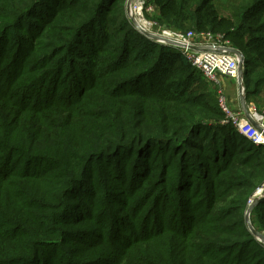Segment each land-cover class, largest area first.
<instances>
[{"label":"trees","instance_id":"trees-1","mask_svg":"<svg viewBox=\"0 0 264 264\" xmlns=\"http://www.w3.org/2000/svg\"><path fill=\"white\" fill-rule=\"evenodd\" d=\"M108 1L0 0V48L15 60L25 62L21 65L25 67L20 71L23 75L33 76L29 91L43 87L56 92L66 85L71 93L66 106L69 109L74 105L83 106V96L92 88L87 86L86 76L81 77L88 61L78 60H86V55L93 54L92 57L96 59L94 68L103 62L110 64L102 73L101 81L95 83V87L100 89L101 100L92 105L93 110L84 116L82 123L72 121L70 115L64 113L43 121L36 128L25 127L21 134L9 123L11 114L0 105V219L1 216H10L5 197L6 185L20 175L11 169L14 155L33 161L55 159L58 162L53 167L56 182H45V192L64 196L74 205L78 203L68 197L72 189L84 188L91 194L96 181L109 185L119 175L125 182L129 181L130 186H145L149 180L153 184H172L173 178L179 182L187 176L196 178L194 182L200 183L198 188L214 189L218 185L214 168H224L222 174L226 183L223 184V191L216 193L214 199L206 200L208 207L202 213L211 217V223L197 230L194 240L199 248L215 249L219 256L227 258V264L229 260L239 264L254 242L245 215L257 185L253 176L258 172L264 174V163L258 171H249L248 163L237 156L247 152L259 153L264 147L251 145L232 125L227 124L225 127L236 132L233 143L238 152L230 160L226 150L228 133L222 140L216 133L217 129L203 126L206 123L203 124V117H199L201 107L197 96L184 100L189 107L179 115L160 106L164 100L160 93H119L117 90L127 84L142 80L145 76H155L160 89L173 93L171 102L183 103L180 94L184 93L187 84H194L195 73L205 78L178 50L155 44L127 24L121 29L122 33H126L123 47L119 52L108 49L106 46L111 44V37L97 23L98 17L108 9ZM151 1L158 7L154 18L163 20L162 23L169 28L177 31L191 28L198 32H225L233 46L245 56L246 92L247 84L263 86L264 39L261 32L264 31V23L246 27L245 22L256 23L264 17V9L255 10L264 5V0H242L241 7L236 8L239 12L232 14L239 23H235L231 16L221 14L217 3L219 0H165L161 7L155 0ZM35 17H41L43 22L37 29L41 34L47 29L52 31V43L50 47L44 45L39 51L28 53L25 50L21 55L23 42L30 44L34 36L33 22H29L26 28L23 22ZM86 36L91 43L86 42ZM131 38L142 48L133 59L124 54L127 40ZM111 52L113 61L97 59L100 53ZM179 67L188 68L191 72L185 77L181 76ZM164 71L174 81L164 79ZM245 75L248 76L246 81ZM91 78L89 81H92ZM183 79L185 83L175 90L173 86ZM218 107L223 113L219 102ZM209 128L211 130L207 132ZM21 135L25 139H21ZM246 142L250 144L245 146ZM70 160L72 162L68 163ZM98 164L106 168L100 179L93 177V167ZM26 174L22 176L25 184L32 178ZM122 187L126 188L124 184ZM152 191L150 188L148 192ZM115 193L105 191L109 198ZM110 208L113 210V207ZM116 210L117 221L114 225L122 228L129 220L128 214L121 208ZM75 214L84 217L79 211ZM251 215H255L254 219L252 217L254 228L263 232L264 202L257 204ZM9 224L2 221L0 228L14 226ZM37 242L34 246H40L42 240L38 238ZM5 260L9 259L4 258L0 262Z\"/></svg>","mask_w":264,"mask_h":264},{"label":"rangeland","instance_id":"rangeland-1","mask_svg":"<svg viewBox=\"0 0 264 264\" xmlns=\"http://www.w3.org/2000/svg\"><path fill=\"white\" fill-rule=\"evenodd\" d=\"M126 1L109 0L108 9L98 17L97 22L111 37V44L106 47L117 49V52L123 47L126 35L121 29L125 28V24L130 25L126 18ZM155 1L161 7L165 0ZM241 1L219 0L217 3L222 15L231 16L234 19L232 14L239 12L236 8L241 7ZM262 9L264 5L255 8V10ZM35 14L39 13L35 12ZM46 17L50 16L46 15ZM27 19L23 22L24 28L32 21L34 36L30 44L23 42L21 55L25 50H28V53L39 51L44 45L50 47L52 43L51 30L47 29L44 34L37 30L40 25H43L41 17ZM154 20L160 26L163 24L164 27H168L166 23H162L163 20L159 21L157 18ZM234 21L239 23L236 19ZM262 23H264V17L256 23L247 21L245 26H260ZM183 31L198 32L191 28ZM217 31L226 36L225 32ZM261 36L264 39V31L261 32ZM226 38L233 45L231 38L227 36ZM87 39L86 36V42L91 43ZM141 49L140 43L131 38L127 40L124 54L127 58L133 59ZM92 56L94 55L89 54L85 56L86 60H78L88 61L85 73L82 72L81 77L86 76L87 86L92 89H88L84 94L83 106L74 105L69 109L66 104H68L67 97H70L71 93L66 85L61 86L56 92L43 87L29 91L28 87L33 82V76L23 75L22 70L20 71L25 67L21 66L24 61L15 60L10 53L2 52L0 48V105H3L6 112L11 114L9 123L12 127L23 134L25 127L36 128L41 126L43 121L64 113L69 114L72 121L82 123L84 116L93 110L92 105L101 100L100 89L95 87V83L101 81L102 73L110 65L103 62L101 65L98 63L99 66L94 68L96 59ZM98 57L97 59L113 61L112 52L110 54L100 53ZM179 69L181 76L184 75V77L191 72L188 68L179 67ZM87 74H89L88 77ZM162 75L169 82L174 81L165 71ZM89 78L92 81H89ZM155 79V76H145L142 80L127 84L117 91L122 94L160 93L164 99L160 106L168 111L173 110L179 115H182V112L189 107L184 100L197 96L201 107L199 117H203V124L206 123L203 126L217 129L216 133L219 137L221 136L222 140L223 136L228 133L226 135L227 155L230 160L235 158L238 153L233 143L236 132L225 127L227 124L224 123L225 117L218 107L216 86L195 73L194 84H187L185 88L183 87L184 93L180 94L184 102L174 103L170 100L173 93L160 89ZM183 83H185L184 79L173 87L178 90ZM221 86L231 105L237 108L240 105L237 81L224 77L221 79ZM247 91L248 93L244 84L242 98L254 104L259 113H263L264 84L261 87L247 84ZM210 128L207 132L211 130ZM20 137L25 139L23 135ZM249 144V142L244 143L245 146ZM247 154L248 152L237 158L244 159L248 163L249 171L256 169L258 171L264 163V150ZM70 162L72 160L68 163ZM57 163L55 159L53 161H33L19 155H14L12 158L11 169L19 172L20 175L13 178L5 188V197L8 201L7 210L10 211V216L8 218L1 216L0 222L5 221L14 226L0 228V260L9 259L0 264H227V258L219 256L215 249L199 248L194 240L195 232L211 223V217L202 213L208 207L206 200L214 199L216 193L223 191V184L226 183L224 174H222L224 168H214L218 184L214 189L198 188L200 183L194 182L196 178L191 179L187 176L179 182L173 178L172 184H153V181L149 180L145 186H136V184L130 186V182H125V179L119 175L109 185L96 181L95 190L91 194L84 188L72 189L68 197L75 199L74 201L78 203L74 205V203H69L68 198L64 196L45 192V182H56L53 167ZM105 171L106 168H102L99 164L95 165L93 177L100 179ZM25 173L32 177L29 178L27 184L22 178ZM253 178L257 185L249 199L248 207L255 193L264 186V174L258 172ZM122 184L125 185V189ZM150 188L153 189L152 192H148ZM105 191L116 193L109 198V194L105 195ZM153 192L154 194L150 196ZM110 207H113V210ZM118 208L125 210L129 218L122 228L114 225L117 221L116 209ZM77 211L84 217L76 215ZM254 216L251 215L249 221L253 228ZM257 232L264 236V231ZM118 237L122 238L117 240ZM38 238L42 242L40 246L36 245L38 249L34 252L36 247L34 245L38 243ZM253 239L254 242L249 246L248 253L243 256L239 264H264V239L254 234ZM15 260L19 263L14 262ZM229 264L235 263L229 260Z\"/></svg>","mask_w":264,"mask_h":264},{"label":"built area","instance_id":"built-area-1","mask_svg":"<svg viewBox=\"0 0 264 264\" xmlns=\"http://www.w3.org/2000/svg\"><path fill=\"white\" fill-rule=\"evenodd\" d=\"M158 7L151 0H127L126 18L140 35L157 45L178 50L199 70L205 80L217 87L219 106L225 124L232 125L253 146L264 147V112L259 113L254 104L242 103L244 90L245 56L219 32L177 31L160 26L154 16ZM238 50V49H237ZM235 79L238 83L240 105L234 108L221 86L222 78Z\"/></svg>","mask_w":264,"mask_h":264},{"label":"water","instance_id":"water-1","mask_svg":"<svg viewBox=\"0 0 264 264\" xmlns=\"http://www.w3.org/2000/svg\"><path fill=\"white\" fill-rule=\"evenodd\" d=\"M233 52H234V53H237V54H241L240 51L237 50V49H233ZM241 100H242V103L244 104V103H245V99L242 98ZM262 202H264V197L261 198V199H259V200H257V201L254 203V205L248 207V210L246 211V221H247L248 228H249V230L252 232V234H254L255 236H257V237H259V238H261V239H264V236H263V235H260V234H259V233H258V232H257L252 226H250V223H249L251 213H252V211L254 210L255 206H256L257 204H259V203H262Z\"/></svg>","mask_w":264,"mask_h":264},{"label":"bare ground","instance_id":"bare-ground-1","mask_svg":"<svg viewBox=\"0 0 264 264\" xmlns=\"http://www.w3.org/2000/svg\"><path fill=\"white\" fill-rule=\"evenodd\" d=\"M263 193H264V186H263V189L258 190V191L255 193V195L253 196V198H252V200H251V205H250V206L254 205V203H255L257 200L263 198V197H264ZM262 195H263V196H262Z\"/></svg>","mask_w":264,"mask_h":264}]
</instances>
